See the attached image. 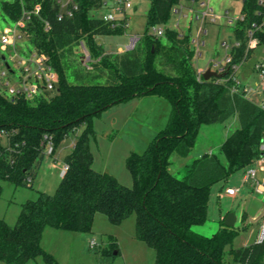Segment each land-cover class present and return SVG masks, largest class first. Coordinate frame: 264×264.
<instances>
[{"label": "trees", "instance_id": "1", "mask_svg": "<svg viewBox=\"0 0 264 264\" xmlns=\"http://www.w3.org/2000/svg\"><path fill=\"white\" fill-rule=\"evenodd\" d=\"M75 1L79 9L63 20L57 19L52 1H45L42 17L50 13L49 31L38 16L29 23L31 42L50 57L59 73L57 93L35 100L0 95V131L7 133V144L0 143V196L4 180L27 185L30 172L45 158L46 136L54 154L72 131L83 127L65 157L67 170L55 192H40L36 199L26 201L14 226L0 218V261L27 264L42 257L48 264H58L42 247L46 228L92 233L96 214L103 213L114 224L134 214L136 238L156 251L154 264H260L264 239L234 248L231 244L239 234L235 226L223 223L211 236L192 229L208 220L212 187L253 164L261 156L264 142V105L242 92H231V80L222 82L218 76L198 79L191 35L168 26L175 7L184 1L203 0H151L144 34L135 47L114 54L106 53L97 36L122 34L127 21L94 16L93 11L103 8L102 0ZM0 8L6 19L16 20L22 3L2 0ZM241 16L234 30L235 40L241 42L232 49L235 62L249 57L247 30L264 21V4L243 0ZM158 26L165 29L162 36L149 33L150 27ZM255 37L264 44V26L255 29ZM81 43L98 71L93 78L104 79V83L69 82L66 53ZM159 57L171 69L165 64L159 68ZM84 77L77 72L78 79ZM150 94L167 100L172 111L167 125L147 148L127 156L125 164L133 179L129 187L115 175L94 169V118L115 105ZM234 115L239 127L221 146L225 160L216 153H204L183 178L170 171L172 155L187 156L203 125L225 122ZM114 249L118 242L111 236L101 254L107 257Z\"/></svg>", "mask_w": 264, "mask_h": 264}, {"label": "rangeland", "instance_id": "2", "mask_svg": "<svg viewBox=\"0 0 264 264\" xmlns=\"http://www.w3.org/2000/svg\"><path fill=\"white\" fill-rule=\"evenodd\" d=\"M203 1L209 2V6L213 8L214 21L209 18L206 21L196 18V14L206 9V6L184 1L182 3L183 13L186 16L173 10L168 25L182 33L190 34L192 39L199 43L201 54L197 53L196 43L192 42L191 44V48L194 50L193 65L198 73L200 71L203 73L209 68L213 70L211 62L224 58L234 45V30L235 27L237 28L243 4V0ZM131 2L133 6L127 11L128 26L126 31L122 34L97 36L98 43L103 45L106 53H119L121 48L124 51L129 50L132 38L138 36L137 44L147 28V14L151 9L152 1L131 0ZM105 11V9L93 11L92 14L101 16ZM12 24L11 20L5 18L0 8V34L7 25ZM149 33H154L153 27L149 28ZM256 39L258 40V38ZM162 41L167 44L164 37H162ZM23 48L25 50L33 49L27 42H23ZM262 61H264V44H259L258 41V45L251 50L241 69L240 79L249 86H255L260 77L257 72L255 77L253 76L252 66L256 62ZM91 62L90 60L87 62L88 64H85L86 54L79 45L74 46L70 52L68 51L65 64L69 82L104 83V79L93 78L98 74V71ZM164 64L166 69H171L164 57H159L158 67H163ZM78 71L85 75L83 80L77 78ZM251 77L252 80L249 81ZM198 79H200L199 76ZM254 98L256 102L260 103L257 97ZM160 100L161 102L136 99V101L120 103L104 111L101 116L94 118L97 136L91 141V148L96 156L95 170L111 173L122 184L132 186V175L125 164L126 157L132 151L143 152L157 133L167 125L172 111L167 100L164 98ZM237 127H239L237 115L225 122L203 125L198 133L195 146L187 156L176 152L172 155L170 171L175 176L183 178L193 160L204 153H216L225 160L221 153V146L227 136ZM82 130L83 127L72 131L54 154L45 155L40 166L30 172L33 177L32 185L27 182V185H16L8 180L1 182L3 191L0 196V218H4L8 224L14 226L22 205L26 201L36 199L40 192L49 194L55 192L63 177L62 167L65 164V156L72 150L73 142ZM0 143L6 145L7 138H3ZM55 165L56 167H53ZM243 175V170H240L228 180L220 181L212 187L208 220L203 225L193 226L194 231L211 236L223 226L227 215L234 213L237 217L234 226L238 229L239 234L234 238L232 247L239 248L260 238L264 219V191L257 190L252 185V180L243 183ZM259 175L261 180H264L260 170ZM228 186H242V189L236 196L230 197L225 192ZM222 216L225 218L222 219ZM135 222L134 214L120 224H114L105 214L97 213L93 232L78 234L82 236L81 241L76 239L72 244L68 240V235H63L64 237L60 238L49 237V240H45V245L48 247L50 245L55 249L59 260L58 264H154L156 251L135 237ZM111 236L117 238L118 249H114L109 256L105 257L101 251L108 248ZM93 238L97 241L95 247L90 246V241ZM68 247L70 251H67ZM0 264L5 263L0 261ZM27 264L48 263L42 257H38L30 260Z\"/></svg>", "mask_w": 264, "mask_h": 264}, {"label": "built area", "instance_id": "3", "mask_svg": "<svg viewBox=\"0 0 264 264\" xmlns=\"http://www.w3.org/2000/svg\"><path fill=\"white\" fill-rule=\"evenodd\" d=\"M12 1V0H9ZM22 3V11L16 20H11L12 25H7L0 34V95L6 96L9 99L15 100L19 97H23L29 100H35L39 97L49 98L57 93L59 83V73L52 64L50 57L40 52L37 47L31 42V34L29 23L34 16H38L43 20L46 31L51 29L50 13H45V17H42L44 11V3L47 0H20ZM53 7L57 9V19L63 20L65 18L73 17L75 12L79 9L78 3L75 0H51ZM202 6H206V9L196 14V18L200 20L211 21L215 20V16L212 14L213 8L209 6V2L201 1L198 2ZM261 4H264V0H260ZM103 8L106 10L103 15L99 16L106 21L119 22L120 20H126L128 26V15L127 11L132 8L133 4L131 0H102ZM184 6L178 5L174 8L177 13L186 16L183 13ZM239 19H243L240 16ZM10 20V19H9ZM231 22V21H230ZM264 21L257 25L254 23L252 28L247 30V52L252 50L258 45V40L255 37V29L263 28ZM154 33L162 36L165 33V29L162 26L154 27ZM138 36L132 38L131 46L132 49ZM23 42L29 43L33 49L25 50L23 48ZM192 42L196 43L197 53L199 51V43L192 39ZM241 42L236 41L233 46H240ZM81 48L86 54V63L90 61V56L85 45L81 43ZM231 47L230 51L221 60H213L211 67L214 71L222 76V82L232 81L231 92H242L244 95L251 99H255V95L264 93V61L256 62L253 66V70L257 72L260 80L255 86H249L242 82L240 79V72L242 67L246 63V58L240 62H235L232 54ZM89 68V67H88ZM206 71V70H205ZM204 71V72H205ZM203 72V73H204ZM203 73L199 72V78L203 77ZM229 75V78L226 76ZM264 105V102H261ZM3 138H7V133L2 130L0 131V141ZM47 142L45 144V153L52 155L53 144L50 137L46 136ZM258 166V167H257ZM264 169V142L261 145V156L254 161L253 164L243 170V183L250 180L253 181L252 185L259 191H264V180L258 178V172L260 169ZM67 170V164H64L62 169V176ZM27 183H33V177L29 176L26 179ZM240 191L239 187H227L226 193L229 196H236ZM264 239V220L261 225V235L257 240L261 242ZM97 245L96 239H91L90 246L95 247ZM239 264V263H229ZM260 264H264L263 261Z\"/></svg>", "mask_w": 264, "mask_h": 264}, {"label": "crops", "instance_id": "4", "mask_svg": "<svg viewBox=\"0 0 264 264\" xmlns=\"http://www.w3.org/2000/svg\"><path fill=\"white\" fill-rule=\"evenodd\" d=\"M122 52H124V50L121 48L120 49V51H119V53H122ZM254 66V65H253ZM253 66H252V68H253ZM252 71H253V76L255 77V71L252 69ZM250 80H252V77H251V79H249V81ZM243 82V81H242ZM244 83V82H243ZM244 84H246V85H248L247 83H244ZM256 97H257V99H259L260 100V103L261 102H264V93H260V94H257V95H255ZM152 97H158L157 95H146V96H144V97H141V98H138V97H136V98H133L132 100H130V101H136V99H150V101L151 100H154V101H156V102H161V100L160 99H162V98H152ZM155 99H157V100H155ZM129 102V101H128ZM94 127H95V120H94ZM238 128V127H237ZM236 128V129H237ZM96 129V128H95ZM229 136V135H228ZM227 136V137H228ZM75 142V141H74ZM74 142H73V145H74ZM72 148H73V146H72ZM92 149V148H91ZM71 152V151H70ZM93 152V151H92ZM211 153V152H210ZM69 154V153H68ZM94 154V153H93ZM130 154V153H129ZM66 157V156H65ZM127 158V157H126ZM195 160V159H194ZM193 160V161H194ZM95 161H96V156L94 155V164H95ZM53 167H56V165L55 166H53ZM93 167H94V165H93ZM62 169H63V167H62ZM189 170V169H188ZM188 173V172H187ZM260 173L264 176V169H260ZM258 178L259 179H261L260 178V175H259V172H258ZM264 179V178H263ZM228 187H235V186H228ZM239 188H240V191H241V189H242V186H238ZM227 188V187H226ZM239 191V192H240ZM225 192H226V189H225ZM47 193V192H46ZM227 194V193H226ZM229 196V195H228ZM230 197H233V196H230ZM222 219H224L225 218V216H222L221 217ZM226 219V218H225ZM224 219V220H225ZM264 220V219H263ZM225 222V221H224ZM223 222V223H224ZM263 222V221H262ZM51 229H54V227H47L46 228V230L44 231V234H43V238H42V247L47 251V252H49L50 254H52L56 259H57V253H56V251H55V249L53 248V247H50V245H49V247H48V245H45V240H49V237H54V236H56L57 238H60V237H64L63 235H68V240L72 243V244H74V241L77 239L78 241L80 240L81 241V239H82V236L80 235H78L80 232H72V231H67V230H61V229H57V228H55V229H57V230H51ZM59 231H65V232H59ZM217 232V231H216ZM215 232V233H216ZM63 233H69V234H63ZM136 237V236H135ZM258 239H256V241H257ZM67 251H70V248L68 247V249H67ZM57 261H58V263H59V260L57 259Z\"/></svg>", "mask_w": 264, "mask_h": 264}, {"label": "water", "instance_id": "5", "mask_svg": "<svg viewBox=\"0 0 264 264\" xmlns=\"http://www.w3.org/2000/svg\"><path fill=\"white\" fill-rule=\"evenodd\" d=\"M213 76H222L221 74H218L216 71L211 70L210 68L207 69L204 73H203V78L205 80L210 79ZM237 220V217L234 213H229L225 219V225L228 227H233L235 225V222Z\"/></svg>", "mask_w": 264, "mask_h": 264}]
</instances>
